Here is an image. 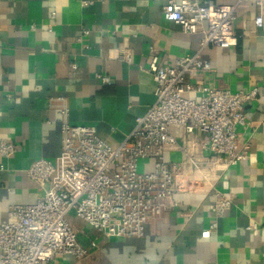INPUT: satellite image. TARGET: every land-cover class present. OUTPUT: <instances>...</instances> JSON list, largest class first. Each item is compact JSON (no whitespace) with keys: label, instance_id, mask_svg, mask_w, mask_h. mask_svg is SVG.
Masks as SVG:
<instances>
[{"label":"crops","instance_id":"0c3cea01","mask_svg":"<svg viewBox=\"0 0 264 264\" xmlns=\"http://www.w3.org/2000/svg\"><path fill=\"white\" fill-rule=\"evenodd\" d=\"M254 1L244 0L236 9L237 46L208 47L202 57L211 70L189 77L193 84L233 93L260 89L244 106L249 125L238 129L240 145L250 146L248 159L215 165L213 183L232 200L230 209L216 217L215 193L201 184L203 171L183 165L184 154L171 150L166 160L180 166L196 191L169 200L163 215L149 219L142 238H106L72 218L91 256L69 264H264V25H255ZM167 2L0 0V139L18 146L11 159L0 156V223L14 220L11 206L31 205L44 196L48 184L32 181L27 169L38 159L60 155L65 121L93 127L118 146L156 101L157 83L147 71L153 58L163 64L199 51L201 34H185L166 20ZM126 51L131 63L120 61ZM171 132L204 169L209 167L213 158L201 149L204 137L189 138L179 128ZM139 167L151 171L153 162L142 160ZM213 222L217 228L203 239Z\"/></svg>","mask_w":264,"mask_h":264},{"label":"built area","instance_id":"2783aa9c","mask_svg":"<svg viewBox=\"0 0 264 264\" xmlns=\"http://www.w3.org/2000/svg\"><path fill=\"white\" fill-rule=\"evenodd\" d=\"M243 1L168 0L164 17L185 34H201L199 51L163 64L153 58L147 71L157 83L156 101L143 117L135 119L118 146L105 142L93 127L62 124L60 155L54 161L38 159L27 169L32 181L48 184L44 196L31 205L11 206L8 214L14 220L0 223V264H69L90 257L69 217L106 238L144 237L149 219L163 215L169 200L178 193L196 191L195 182L183 175L180 166L166 160L165 154L174 149L184 154L183 165H191L197 174L203 171L201 184L215 193L216 217L230 209L232 200L213 183L218 179L215 165L223 160L235 166L248 159L250 146L240 145L238 129L249 125L244 106L258 98L260 89L233 93L193 84L189 77L211 70L210 61L202 57L208 47L237 46L236 9ZM254 3L255 25L261 28L264 0ZM91 4L82 2L83 6ZM120 61L131 63V54L122 53ZM99 78L110 84L108 77ZM191 93L201 95L198 102L189 97ZM172 128L181 129L189 138L204 137L201 149L213 158L208 168H203L188 145L178 143ZM17 152L14 142L0 139V156L11 159ZM142 160H151L153 169L139 172ZM216 228L213 222L201 237L209 239Z\"/></svg>","mask_w":264,"mask_h":264},{"label":"rangeland","instance_id":"374dc122","mask_svg":"<svg viewBox=\"0 0 264 264\" xmlns=\"http://www.w3.org/2000/svg\"><path fill=\"white\" fill-rule=\"evenodd\" d=\"M193 100H195V101H199V99L198 98H196V97H193L192 98ZM142 171V169H141V167H139V172H141ZM73 217H69V220L71 221V219H72Z\"/></svg>","mask_w":264,"mask_h":264}]
</instances>
